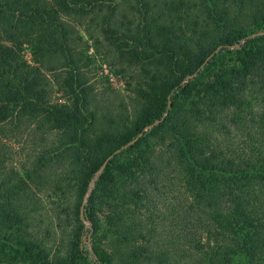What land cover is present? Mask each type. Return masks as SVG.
<instances>
[{
  "label": "trees",
  "instance_id": "trees-1",
  "mask_svg": "<svg viewBox=\"0 0 264 264\" xmlns=\"http://www.w3.org/2000/svg\"><path fill=\"white\" fill-rule=\"evenodd\" d=\"M80 26L125 64L128 102L89 84ZM29 129L44 149L21 176L4 137ZM50 168L74 189L56 254L26 211ZM86 221L109 227L98 264H264V0H0V254L80 264Z\"/></svg>",
  "mask_w": 264,
  "mask_h": 264
},
{
  "label": "rangeland",
  "instance_id": "rangeland-1",
  "mask_svg": "<svg viewBox=\"0 0 264 264\" xmlns=\"http://www.w3.org/2000/svg\"><path fill=\"white\" fill-rule=\"evenodd\" d=\"M79 30L84 39L90 44L89 53L94 56L93 64L86 69L89 84L93 85L94 89L98 91L97 93L105 91L112 99L122 98L128 102L129 98L127 96L131 94V91L129 92L126 89L124 83L129 77L123 66L125 64H122L111 51L113 57L108 58L103 54L104 50L100 51L99 49L96 51L92 45V39L84 30V27L80 26ZM24 48L26 59L34 64L31 50L27 45ZM101 94H97V96L100 98ZM52 98L54 102H69L68 94L59 86L54 87ZM27 131V136L25 135L22 138L16 136L4 137V143L8 145L5 154L8 157H12L11 163L20 172L21 176H24L23 173H25L23 168H28L26 156L37 155L44 149V141L40 132L32 129ZM34 169H30V177H25L28 185V194L27 191L26 194L29 196L27 199L29 209L26 210H29L28 222L35 228L39 236L47 242V246L54 250L53 253L65 252L69 247L70 241L77 234L74 225L75 212L73 210L75 208L73 209L72 207L74 203V189L66 181L55 180L48 182L49 176L53 177L54 174L52 173H55L52 168L47 169L45 173L40 171L33 173ZM85 204L86 201H84L83 206ZM102 220H104L103 217ZM102 225V233H97L94 232L91 224L86 221V228L83 234H81V243L89 251V254L87 259L80 261V264H98L93 248H98L100 238H102L103 233L109 228L105 225L104 221ZM106 236L107 238H104L103 242H108L109 240L111 242L115 237L112 232L107 233ZM4 254H0V264H32L30 260H25L18 254L14 257L13 254H8L5 250Z\"/></svg>",
  "mask_w": 264,
  "mask_h": 264
},
{
  "label": "water",
  "instance_id": "water-1",
  "mask_svg": "<svg viewBox=\"0 0 264 264\" xmlns=\"http://www.w3.org/2000/svg\"><path fill=\"white\" fill-rule=\"evenodd\" d=\"M103 170V167H102V169H101V171Z\"/></svg>",
  "mask_w": 264,
  "mask_h": 264
}]
</instances>
